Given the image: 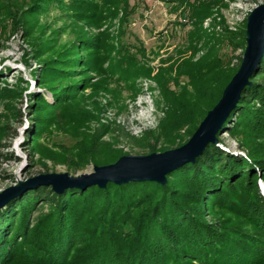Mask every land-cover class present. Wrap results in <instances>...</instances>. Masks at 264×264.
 <instances>
[{
  "label": "trees",
  "instance_id": "16d2710c",
  "mask_svg": "<svg viewBox=\"0 0 264 264\" xmlns=\"http://www.w3.org/2000/svg\"><path fill=\"white\" fill-rule=\"evenodd\" d=\"M103 2L14 0L8 10H13V20L27 23L57 9L70 10L71 18L97 28L118 17L120 10L122 21L128 20L130 0ZM223 6V0L190 4L194 30L187 35L186 50L170 57L156 78L167 117L159 133L150 134L154 142L141 146L143 153L187 143L237 73L246 48V27L239 36L203 29L204 21ZM34 35L30 30L29 37ZM108 38L103 33L96 43L81 39L78 49L87 52L85 58L74 51L58 52L53 43L37 46L42 62L38 85L52 94L54 103L38 92L29 95L32 117L24 146L32 159L38 154L77 173L89 165L115 163L125 155L114 142L104 140L110 127L89 131L98 117L83 104L82 95L92 86L89 72H104L106 46L112 48ZM238 46L244 51L235 65L222 51L230 47L234 52ZM175 72L189 78L191 92L184 89L175 95L170 77ZM141 74L149 77L150 71ZM251 82L217 135L231 134L246 151L245 157L210 144L194 164L168 175L164 186L110 183L106 189H69L61 195L50 187L28 190L0 210V264H264V193L259 184H264V57ZM93 87L98 89L97 84ZM54 127L72 144L44 151L40 140ZM37 210L42 213L33 221Z\"/></svg>",
  "mask_w": 264,
  "mask_h": 264
},
{
  "label": "rangeland",
  "instance_id": "374dc122",
  "mask_svg": "<svg viewBox=\"0 0 264 264\" xmlns=\"http://www.w3.org/2000/svg\"><path fill=\"white\" fill-rule=\"evenodd\" d=\"M94 1L104 3V0ZM203 1L206 0H130L132 12L127 21H122L124 13L120 10L118 17L97 28L71 18L70 10L62 9L37 19L31 17L29 23L25 19L16 21L10 16L13 10H8L14 6V0H0V154L4 156L0 157V193L16 185L18 180L26 181L46 174L44 164L48 173L76 176L93 171V165H89L76 173L68 170L66 165L55 164L38 154L32 159L30 150L24 146L32 117L29 95L38 92L50 104L54 103L52 94L38 85L42 62L37 59V46L43 48L53 43L58 52L74 51L85 58L88 54L85 56L87 52L78 49L79 41L88 38L96 43L99 36L106 33L112 48L106 46L109 52L104 53V72H89L87 77L92 86L82 95L83 104L98 117L89 124V131L95 133L103 126L110 127L111 133L104 140L114 142V148L125 155H148L142 152L141 146L154 142L150 134L159 133L168 110L156 78L169 65L170 57L176 58L179 50H186L187 35L194 30L190 4ZM223 2L225 6L214 10L204 21L203 29L219 34L228 31L239 36L247 26L250 12L264 4V0ZM26 8L23 5L22 11ZM32 29L34 38L29 37ZM243 51L242 46L234 52L225 47L222 54L233 58L237 65ZM144 70L150 71L149 77L141 74ZM170 77L174 81L175 95L183 94L184 89L191 92L186 75L175 72ZM16 92L20 94L16 95ZM219 139L218 145L227 153L246 156V151L231 134L224 132ZM40 143L44 151H60L72 144L58 127L45 132ZM9 157L10 160H6ZM259 184L263 194L264 184ZM41 213L42 210H37L33 221Z\"/></svg>",
  "mask_w": 264,
  "mask_h": 264
},
{
  "label": "water",
  "instance_id": "95a60500",
  "mask_svg": "<svg viewBox=\"0 0 264 264\" xmlns=\"http://www.w3.org/2000/svg\"><path fill=\"white\" fill-rule=\"evenodd\" d=\"M263 57L264 4H261L254 8L247 18L246 49L237 73L224 89L220 101L207 113L187 143L160 153L124 155L115 163L93 166L91 173L76 176L69 173H46L26 181L18 180L16 185L0 193V210L24 192L38 187H50L53 192L61 195L69 189H106L110 183L118 186L145 182L166 185L168 175L187 164H194L208 145H218V133L237 107L243 90L252 85L251 78L258 70Z\"/></svg>",
  "mask_w": 264,
  "mask_h": 264
},
{
  "label": "bare ground",
  "instance_id": "6f19581e",
  "mask_svg": "<svg viewBox=\"0 0 264 264\" xmlns=\"http://www.w3.org/2000/svg\"><path fill=\"white\" fill-rule=\"evenodd\" d=\"M261 63V62H260ZM259 67V66H258Z\"/></svg>",
  "mask_w": 264,
  "mask_h": 264
}]
</instances>
